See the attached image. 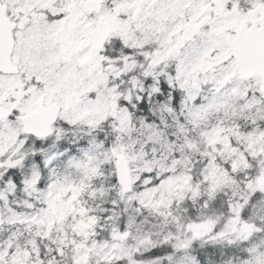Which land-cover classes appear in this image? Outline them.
I'll list each match as a JSON object with an SVG mask.
<instances>
[{
  "label": "snow or ice",
  "instance_id": "6c2138e0",
  "mask_svg": "<svg viewBox=\"0 0 264 264\" xmlns=\"http://www.w3.org/2000/svg\"><path fill=\"white\" fill-rule=\"evenodd\" d=\"M0 264H264V0H0Z\"/></svg>",
  "mask_w": 264,
  "mask_h": 264
}]
</instances>
